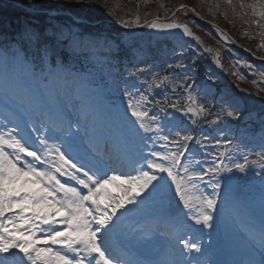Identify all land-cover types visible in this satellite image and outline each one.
<instances>
[{
  "label": "snow or ice",
  "instance_id": "snow-or-ice-1",
  "mask_svg": "<svg viewBox=\"0 0 264 264\" xmlns=\"http://www.w3.org/2000/svg\"><path fill=\"white\" fill-rule=\"evenodd\" d=\"M25 6L34 7L33 0H27ZM257 15L264 18V9L258 11ZM139 20L140 17L137 16L135 22L139 23ZM121 23L126 28L131 26L124 20H121ZM78 27L76 21L70 25L52 23L43 31L25 25L22 31L17 33L15 43L19 44L26 54L31 50L39 62L41 72H51L63 66L64 53L76 55L86 47L83 34L75 30ZM147 27L182 28L186 34L192 35L188 26L183 24H160L152 21L147 23ZM176 67L184 66L177 64ZM149 71L148 67L137 68L130 72L129 76L138 78ZM187 79L190 77L185 78ZM168 81L169 77L165 75L158 81L154 76L153 82L145 83L148 88H161L167 87ZM180 86L184 87L185 91L191 87L187 83ZM131 87L134 88L135 83ZM137 92L140 90L137 89ZM126 95L130 97L128 109L138 122L139 128L146 133L159 135L164 129L158 122V115L153 113L150 116L149 111L142 108V105L152 103L148 95L140 92V99L136 103H133L131 92H126ZM188 98L193 100L191 93ZM226 103L232 108L226 115L238 118L239 102L233 100ZM169 106L181 115L167 117L172 128L167 129L169 134L160 138L169 142L174 131L175 135L170 142L176 145L175 151L150 152L149 155L155 159L142 157L149 170H144L142 165L135 177L126 180L116 175L103 174L101 166L97 163L75 162L66 150H62L65 148L63 143L53 145L48 143L47 137L38 136V145L34 144L30 133L21 134L23 130L19 125L0 130V264H133L124 257L114 258L109 240L115 236L121 217L129 211L128 205L137 207L141 200L164 196L170 186H174L175 194L179 196L184 208L191 213L188 218L193 222V226L200 225L201 229L211 228L214 219L212 211L217 204L216 196L222 187L221 182L216 180L212 183L211 196H205L201 192L199 196L194 197L193 190L199 191L198 185L209 173L231 174L221 177L225 186H228L233 180L240 179L234 173H244L245 164L237 163L234 167H228L222 159L225 152H221L207 168L202 167L200 161H196L195 167H190L195 149L189 142L195 141V144L201 145V141L195 140L193 135L186 131L183 116L193 113L198 115L207 109L203 105H199L197 109L191 106L182 108L177 103ZM146 118L151 123H146ZM152 124H155V128ZM225 141L226 144H231L226 138ZM68 147H71V143ZM247 159L248 157L244 156L245 162ZM260 159L264 160V155H261ZM58 177H67V180L62 182ZM116 180H121L122 185L129 184L132 194L120 199L108 195L105 191L106 185ZM72 181L79 187L73 186ZM27 183L39 185V190L25 191L23 186ZM102 193L107 195L109 202L99 199ZM194 199L198 201V207L192 203ZM250 238L258 246L259 260L242 261L241 264H264V227L258 235L252 234ZM180 242L188 254H202V247L196 239L180 238ZM179 256L181 259L174 264H191V259H195L196 264H201L198 257L185 260L183 250L179 252Z\"/></svg>",
  "mask_w": 264,
  "mask_h": 264
},
{
  "label": "rangeland",
  "instance_id": "rangeland-1",
  "mask_svg": "<svg viewBox=\"0 0 264 264\" xmlns=\"http://www.w3.org/2000/svg\"><path fill=\"white\" fill-rule=\"evenodd\" d=\"M5 1L6 0H0V10L7 9V13L10 12L11 10H14V7L12 5L5 4L4 3ZM7 1L9 2V0H7ZM18 1H20V3L17 5V7H19L22 10H25L28 14H33V15H47V16H42V17H51L53 19L56 18L60 14L61 15H70L68 12H66V11H64L62 9V6L59 5V4H63L64 1H66L68 5H72V8H75V9H77L79 7L80 8L83 7L81 0H80V2H77V0H33L34 7H32V8H27L26 6H23V5H26L27 0H18ZM104 2H107V0H105ZM43 3H46L48 5H44ZM176 3L178 4L177 1H176ZM156 4H158V3H156ZM128 5H129V7L132 6L130 3H128ZM115 7H117V6H115ZM36 9L39 10L40 13H35L36 12L35 11ZM152 10H154L156 13L159 12V10L157 9V7L156 8L155 7L154 8L152 7ZM111 11H115V9L111 7ZM93 12L94 13H99L96 9H94ZM148 12L149 11H147L145 13H142V15H137V16H139L140 19H144L145 17H147ZM79 13L84 16L85 11H81ZM152 13L153 12H151V14ZM86 15H87V13H86ZM72 17L74 19V20L72 19L73 21H76L77 23L84 25L82 23L83 21H81V19L78 18V16L76 17V15H75V16H72ZM136 17H132V18H127L126 19V17L118 16L117 17V19H118L117 21L119 22L121 20H124V21H127L129 24H131V23L135 22ZM0 54H1V52H0ZM236 66H238V68H241V69L243 68L242 63L241 64H237ZM178 85H179V81L176 82V83H174V84L169 83L168 86L165 89L167 95L168 96L171 95V97L173 98V96H172L173 88H174V86H178ZM203 90L206 91L210 96L213 94L212 93V90H209L207 87L204 88ZM185 99H186V94H184V92H183L182 96L180 97V102H183ZM219 100L222 101V102L225 101L224 96L220 97ZM228 100H229V102L232 101V99H228ZM212 101H213V99L211 97H209L208 95L206 97H202V100H199V102H201L202 105H207V104L211 103ZM221 106H222V108H226L227 107L226 105H223V104ZM49 109L52 110V108H49ZM50 113H51V111H50ZM233 126H234V124L231 125V128L230 129H232ZM261 133H264V128L261 130ZM257 152H259V151H257ZM250 195L253 198H255L257 201H258V198L262 197L261 191H259V190L252 191L250 193ZM262 216H263V219H264V215L263 214H262Z\"/></svg>",
  "mask_w": 264,
  "mask_h": 264
},
{
  "label": "trees",
  "instance_id": "trees-1",
  "mask_svg": "<svg viewBox=\"0 0 264 264\" xmlns=\"http://www.w3.org/2000/svg\"><path fill=\"white\" fill-rule=\"evenodd\" d=\"M16 1H18V0H16ZM102 1V0H101ZM100 1V2H101ZM67 3V2H66ZM44 4V3H43ZM83 10H85V11H87V12H90L91 13V15L90 14H88V15H86V18L89 20H97V18H100V20H102V19H105V17L104 16H107V13H106V11H107V9L106 8H102L101 6H99V5H89L88 4V0H84V2H83ZM136 5L135 4H132V6L131 7H129V10L131 9V12L132 13H135L137 10H138V8H137V6L135 7ZM63 7V10H66V11H72V10H74L75 8H72V5H68V4H65V5H63L62 6ZM134 7V8H133ZM94 9H96L99 13H95V14H98V15H95V14H92L93 13V11H94ZM100 15H102V16H100Z\"/></svg>",
  "mask_w": 264,
  "mask_h": 264
},
{
  "label": "bare ground",
  "instance_id": "bare-ground-1",
  "mask_svg": "<svg viewBox=\"0 0 264 264\" xmlns=\"http://www.w3.org/2000/svg\"><path fill=\"white\" fill-rule=\"evenodd\" d=\"M119 181V180H118ZM117 180H116V182H118ZM33 188V187H32Z\"/></svg>",
  "mask_w": 264,
  "mask_h": 264
}]
</instances>
